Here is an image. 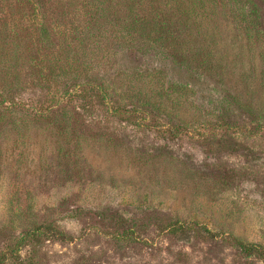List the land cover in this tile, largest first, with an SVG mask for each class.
Returning a JSON list of instances; mask_svg holds the SVG:
<instances>
[{"label":"rangeland","instance_id":"1","mask_svg":"<svg viewBox=\"0 0 264 264\" xmlns=\"http://www.w3.org/2000/svg\"><path fill=\"white\" fill-rule=\"evenodd\" d=\"M263 253L264 0H0L3 264Z\"/></svg>","mask_w":264,"mask_h":264},{"label":"trees","instance_id":"2","mask_svg":"<svg viewBox=\"0 0 264 264\" xmlns=\"http://www.w3.org/2000/svg\"><path fill=\"white\" fill-rule=\"evenodd\" d=\"M99 1V3H106V0H98ZM131 13H132V11H131ZM104 15H106V14H104ZM142 21V20H141ZM140 21V23H142ZM137 24H139V21L136 19V18H132L131 19V25H132V28L134 27V26H136ZM143 28H145V27H143ZM125 34H127L126 33V30L125 31H123ZM39 36H40V38L42 39V40H47L48 39V33H47V30L45 29V28H40V32H39ZM157 40H159V41H163L164 40V38L163 37H161V36H159L158 37V39ZM41 71L40 70H38V73H40ZM49 74H50V77H49V80L52 82V83H54L55 81H53V78H54V76H53V73H52V71L51 70H49ZM52 73V74H51ZM42 77H46V76H43V75H41ZM103 94V93H102ZM105 95V94H104ZM56 238L57 239H60V240H70L71 239V237L70 236H67L65 233H63V232H56ZM242 248H243V250L244 251H247V252H253V251H255V249H257V247L255 246V245H243L242 244V246H241ZM264 255V253L262 254V256ZM4 257H0V264H3L4 263Z\"/></svg>","mask_w":264,"mask_h":264}]
</instances>
